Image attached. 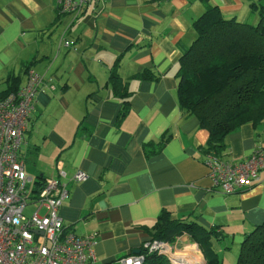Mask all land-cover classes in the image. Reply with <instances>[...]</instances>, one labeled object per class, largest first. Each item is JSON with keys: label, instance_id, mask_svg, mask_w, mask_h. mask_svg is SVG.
Segmentation results:
<instances>
[{"label": "crops", "instance_id": "obj_1", "mask_svg": "<svg viewBox=\"0 0 264 264\" xmlns=\"http://www.w3.org/2000/svg\"><path fill=\"white\" fill-rule=\"evenodd\" d=\"M251 1L102 0L98 11L72 20L57 11L56 0H0V89L29 62L45 78L23 132L20 153L36 174L26 172L33 178L65 172L69 196L58 214L77 235L95 236V264L140 255L162 208L172 218L190 215L207 227L219 225L227 233L215 244L222 264H235L242 236L264 220V170L253 186L223 194L199 158L207 133L195 117L181 114L175 94L193 21L208 3L226 16L255 19ZM63 37L74 47L64 46ZM115 64L132 92L118 124L122 102L106 86ZM144 69L157 79H131ZM164 133L171 137L163 150L146 158L142 145ZM226 141L231 161L264 150V124H244ZM78 170L86 179H72ZM167 246L175 264L172 254L194 246L206 264L187 235Z\"/></svg>", "mask_w": 264, "mask_h": 264}, {"label": "trees", "instance_id": "obj_2", "mask_svg": "<svg viewBox=\"0 0 264 264\" xmlns=\"http://www.w3.org/2000/svg\"><path fill=\"white\" fill-rule=\"evenodd\" d=\"M249 13L256 14V23H252L250 20L254 19L250 17L240 20L235 16H226L219 6L208 3L192 23L194 39L181 49L175 72L176 101L181 114L195 117L199 127L207 133L205 143L198 149L202 162L209 155L228 160V135L247 123L253 129L264 124L262 0L251 1ZM32 63L23 64L21 71L11 74L2 83L4 87L0 92L16 91L24 84L23 76ZM131 79L156 80L157 77L151 70L144 69ZM106 86L122 102L115 120L118 124L130 110L132 92L128 90L129 80L118 74L116 64L110 71ZM170 137V134L164 133L157 141L144 143L145 157L159 154ZM46 179L43 175H36L35 190H41ZM53 179H63L59 176V169ZM148 231L150 242L170 245L182 235H187L198 245L206 264L223 263L215 244L224 240L227 233L219 225L207 227L190 215L172 218V212L162 208ZM139 254L143 257L141 264H172L167 255L149 251L145 246L140 248ZM235 264H264V220L242 236Z\"/></svg>", "mask_w": 264, "mask_h": 264}, {"label": "built area", "instance_id": "obj_3", "mask_svg": "<svg viewBox=\"0 0 264 264\" xmlns=\"http://www.w3.org/2000/svg\"><path fill=\"white\" fill-rule=\"evenodd\" d=\"M96 2L56 0L57 11L72 20L85 11H96ZM61 41L66 47H74L71 40L63 37ZM44 79L29 67L24 84L16 91L0 92V264H95V236L77 235L65 227L58 214L69 196L65 172L59 168L63 179L47 178L37 191L20 155L26 120ZM204 164L213 185L223 194H231L258 182L259 173L264 170V150L256 149L238 161L209 155ZM86 177L84 171L78 170L72 179L82 181ZM28 204L36 205L29 214L25 212ZM150 241L145 245L149 251L168 257L166 243ZM168 258L172 261L171 256ZM142 260V256L128 255L119 263L141 264Z\"/></svg>", "mask_w": 264, "mask_h": 264}, {"label": "bare ground", "instance_id": "obj_4", "mask_svg": "<svg viewBox=\"0 0 264 264\" xmlns=\"http://www.w3.org/2000/svg\"><path fill=\"white\" fill-rule=\"evenodd\" d=\"M172 255L176 264H203L202 256L195 246L185 253H174Z\"/></svg>", "mask_w": 264, "mask_h": 264}, {"label": "rangeland", "instance_id": "obj_5", "mask_svg": "<svg viewBox=\"0 0 264 264\" xmlns=\"http://www.w3.org/2000/svg\"><path fill=\"white\" fill-rule=\"evenodd\" d=\"M102 0H97V2L95 3V6H96V11H98V8H99V4L101 3ZM263 5H264V2H263ZM252 23H256L258 21V18L256 16V18L254 20H250ZM25 168L27 169V171H29L31 174H36L35 173V166L33 165L32 162H27L25 164ZM36 208V205L35 204H28L27 207L25 208V212L27 214L31 213L34 209ZM238 254V252H237ZM171 262V261H170ZM172 264H174L173 262H171Z\"/></svg>", "mask_w": 264, "mask_h": 264}, {"label": "water", "instance_id": "obj_6", "mask_svg": "<svg viewBox=\"0 0 264 264\" xmlns=\"http://www.w3.org/2000/svg\"><path fill=\"white\" fill-rule=\"evenodd\" d=\"M39 233H40V234H42V232H41V231H39ZM135 253H139V251H138V250H136V251H135Z\"/></svg>", "mask_w": 264, "mask_h": 264}]
</instances>
